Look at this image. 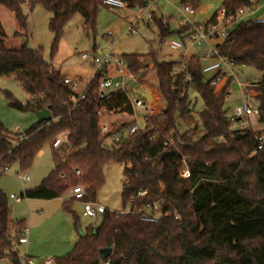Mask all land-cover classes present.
Listing matches in <instances>:
<instances>
[{
	"label": "trees",
	"instance_id": "trees-1",
	"mask_svg": "<svg viewBox=\"0 0 264 264\" xmlns=\"http://www.w3.org/2000/svg\"><path fill=\"white\" fill-rule=\"evenodd\" d=\"M103 1L0 0V5L15 14L26 36L28 10L41 6L50 12L56 52L67 24L76 15L84 18L87 29L96 28L101 7H107ZM122 1L128 8L145 9L150 0ZM190 4L197 10L195 0ZM247 5L246 0H225L222 8L236 15ZM216 15L208 22L215 21ZM158 25L162 41L184 31H172L170 24ZM16 36L24 37L20 32ZM6 37L0 20V78L15 77L29 96L24 106L8 93L11 105L35 114L49 110L53 118L36 123L23 133L27 139L18 143L0 121V176L14 165L29 171L43 149L65 134L59 148L51 147L55 165L50 175L40 186L26 190L24 199L51 201L82 185L84 200L96 201L105 181V166L117 163L126 166L124 206L144 190L148 195L137 198L136 206L164 199L180 215L177 220L172 212L158 223H146L138 214L119 216L107 211L101 225L88 228L71 253L55 260L57 264H264V150L256 145V137L264 133V23L241 22L218 45L222 57L260 75L257 103L262 130H231L226 105L233 80L216 91L211 85L214 77L207 78L198 56L184 62H161L155 52L132 54L122 58L133 71L144 69L149 61L155 65L166 108L151 118L149 127L117 145H109L100 135L97 110L131 115L127 95L112 91L101 98L99 74L91 80L85 98L74 103L65 77L45 60L41 50L26 43L20 49L9 48ZM181 63L184 70L173 75ZM192 90L204 103L199 113L193 107ZM181 123L184 132L179 129ZM171 137L174 145L167 148L164 143ZM184 161L190 171L188 179L181 178ZM70 204L66 202L65 209L78 224ZM25 228L23 222L13 221L8 199L0 192V261L22 264L15 247ZM108 247L114 248L113 255L103 260L100 251Z\"/></svg>",
	"mask_w": 264,
	"mask_h": 264
},
{
	"label": "rangeland",
	"instance_id": "rangeland-1",
	"mask_svg": "<svg viewBox=\"0 0 264 264\" xmlns=\"http://www.w3.org/2000/svg\"><path fill=\"white\" fill-rule=\"evenodd\" d=\"M192 1L157 0L156 3L151 4L150 11H147L146 8L114 10L103 6L99 11L95 29H87L84 18L78 14L67 24L56 52L53 51L54 35L49 27L52 14L41 6L30 11L28 10L29 6L26 5L29 15L27 36L25 31L21 30L15 14L2 5H0V20L7 34L6 45L9 48L20 49L26 43L33 50H41L45 60L53 64L55 69L65 78L90 81L93 77V70L90 67L92 59H82V55L86 52L95 51L102 55L105 51L112 50L114 54L120 57L132 54L146 56L155 52L158 61H180L185 49L183 48V51L173 50L162 41L158 19L165 17L169 20L170 28L178 31L181 27V21L184 19L195 24L208 22L222 9L225 2V0H195L198 5L195 14L186 16L180 9ZM258 7L263 9L261 13L264 14V0H258ZM151 12L155 13L157 23L149 24ZM137 14H143V18L139 20V32L132 34L129 30ZM17 32L22 33L24 37L16 36ZM169 40L181 41L178 36L169 38ZM217 43V41L203 42L201 48L188 46L185 60L197 55L203 66L214 63L216 59H208L206 54L210 47ZM149 64H153V62L149 61ZM153 67L155 68V65ZM234 74L237 80L231 84L232 94L226 105L230 117L234 115L235 109L243 101L238 81L259 75L252 68L241 67H235ZM213 77V73L207 74V78ZM142 83L145 85L132 84L134 92L147 94L148 91L153 96L151 102L155 110L163 111L166 108V102L163 100L159 88L152 86V84L158 85L157 71H150ZM113 90L109 89L107 93ZM8 93L20 103L29 100L28 94L15 77H1L0 121L10 134L17 133V129L20 133H26L37 123V116L31 111L14 108L7 97ZM190 97L195 111L201 112L204 109L203 100L193 90ZM248 100L253 106L258 105L256 100ZM139 116L142 117L143 113H139ZM102 121L113 123L117 127H122L124 124L127 127L132 123L129 115L122 117L112 115L109 118L104 117ZM140 124L141 127H145L142 118ZM179 129L184 132L185 125L181 123ZM254 129L260 131L263 126L258 123L254 125ZM53 144L51 145L52 148L54 147ZM51 147L47 146L43 149L29 171L22 172L18 165H14L6 174L0 176V192L5 194L8 199L13 221L15 223L23 222L28 228L29 243L26 245L17 243L15 250L19 252L21 260L29 257L34 264H46L50 259L56 260L68 255L74 250L80 238L86 234L88 228H98L103 218V214L96 217L84 216V204L72 199L71 189L62 198L51 201L28 200L22 197L26 190L40 186L53 170L55 160ZM125 170L126 166L122 164L111 163L105 166V181L98 192L96 201L93 202L103 205L110 212L128 211L129 206H124L123 198ZM21 176H29L30 180L23 181ZM12 196H16L19 200L12 199ZM66 202H71V210L79 218L78 224H76L73 215L65 209ZM0 264H10V262L2 261ZM23 264L28 263L24 260Z\"/></svg>",
	"mask_w": 264,
	"mask_h": 264
},
{
	"label": "built area",
	"instance_id": "built-area-1",
	"mask_svg": "<svg viewBox=\"0 0 264 264\" xmlns=\"http://www.w3.org/2000/svg\"><path fill=\"white\" fill-rule=\"evenodd\" d=\"M157 0H150L149 6L146 8L150 11L151 4L156 3ZM248 2L247 6H244L236 12V15H229L226 8H222L217 12L215 21L206 22L203 24L191 23L188 19L181 21V29H183V39L181 41L165 39L163 42L168 45L173 50L183 51L184 54L180 61H185L187 57L188 46H197L201 48L203 42L209 43L210 41H217L218 43L210 47L209 52L206 54L208 59H216L214 63L203 67V72L205 74H214V78L211 81V85L215 87L216 91L220 92L226 86L229 79L233 82L237 80L234 74L235 64L220 55V49L218 45L222 44L231 34L232 30L241 22L253 21L256 24L264 23V18L255 17L256 6L258 5V0H246ZM103 4L108 8L114 10L126 9L128 4L122 0H104ZM180 11L184 15H194L196 9L189 3H186ZM155 13H150L149 24L157 23ZM142 19L141 14H137L130 27L129 32L132 34H137L140 30L138 27L139 20ZM160 23L168 25L169 20L165 17L158 19ZM222 40L221 42H219ZM184 48V49H183ZM186 52V53H185ZM91 58L93 77H97L102 74V80L100 82V89L102 91L101 98L106 97L107 90L114 89L113 91H120L121 93L128 96L130 104L133 109V113L129 115L132 119V123L125 128H120L113 123H104L102 119L104 117H110L113 114L109 113L106 108H100L97 110V114L100 118L99 130L100 135L105 139L106 143L109 145H117L125 137L135 134L139 131L145 130L150 126L151 118L158 114L153 106L152 102H148L143 98L138 96V93L134 92L132 84H139L144 86L142 83L143 79L148 77L150 71L155 70L154 64H148L144 69L139 71H133L130 66L125 62V60L114 54L112 50L105 51L102 55L94 52H86L82 55L83 60ZM144 62V58L141 59ZM184 70V63L175 66L173 70V75H178ZM91 79V80H92ZM190 79V78H189ZM90 81L75 80L72 78H65V84L72 90V101L74 103H79L85 98V93ZM238 85L242 91V104L235 109V113L230 117L231 130H254V125L258 124V118L260 116L259 106H253L248 99L257 98L260 95L258 88L262 86L260 81V75H253L249 78L238 81ZM153 86V84H152ZM158 85L154 86L157 87ZM231 88L228 89V100L231 98ZM24 106H28V101L22 103ZM139 113H143L140 117ZM126 116V115H124ZM145 123V127H141L140 119ZM27 139V136L19 132L15 133L16 142H23ZM66 139V135H61L53 144L54 148H59ZM164 145L167 148H171L174 145V138L171 137L165 141ZM256 145L258 150H264V133L256 137ZM190 177L189 168L184 161V169L181 173V178L188 179ZM23 181H29V176H21ZM71 194L74 201L82 202L84 204V216L96 217L98 215L104 214L109 211L103 205L93 202L86 201L84 197L86 195V188L82 185L73 187L71 189ZM148 195V191H140L137 197L131 198L128 202L129 210L122 212H115L119 216H126L128 214H138L141 220L146 223H158L170 215L172 212L175 219H180V215L177 210H172L169 205L166 204L164 199H157L152 201H147L141 206H136L137 198H144ZM12 199H17L16 196H12ZM28 228L26 227L23 231L22 237L19 239L18 243L21 245H26L29 243ZM28 264H34L33 260L29 257L22 259ZM46 264H57L55 260L50 259Z\"/></svg>",
	"mask_w": 264,
	"mask_h": 264
},
{
	"label": "water",
	"instance_id": "water-1",
	"mask_svg": "<svg viewBox=\"0 0 264 264\" xmlns=\"http://www.w3.org/2000/svg\"><path fill=\"white\" fill-rule=\"evenodd\" d=\"M138 96L143 98L144 100H146L148 102H151L153 99L152 94L138 93ZM36 116H37V124H39V125L44 123V122H49L53 118L52 113L49 110L39 111L36 113ZM113 251H114L113 247H108V248L102 249L100 251L101 259L109 260L113 255Z\"/></svg>",
	"mask_w": 264,
	"mask_h": 264
},
{
	"label": "crops",
	"instance_id": "crops-1",
	"mask_svg": "<svg viewBox=\"0 0 264 264\" xmlns=\"http://www.w3.org/2000/svg\"><path fill=\"white\" fill-rule=\"evenodd\" d=\"M126 9H128V8H126ZM120 10H124V9H120ZM262 10L263 9H261L260 7H258V5L256 6V11H255V17H258V18H264V14H262L261 12H262ZM142 15V18H143V14H141ZM136 18V16L134 17V19ZM212 18V17H211ZM210 18V19H211ZM134 21V20H133ZM133 21H132V23H133ZM209 21V20H208ZM182 29L180 28L178 31H175V32H179V31H181ZM172 31H174V30H172ZM175 36H178L181 40L183 39V32L181 33V34H176ZM175 36H172V37H175ZM171 37V38H172ZM193 56H197V55H193ZM199 57V56H198ZM201 60V59H200ZM90 67L92 68V64H91V62H90ZM204 67V66H203ZM153 86H156L155 84H153ZM146 87V86H145ZM158 87V86H157ZM147 94H149V92L147 91ZM161 102V101H160ZM159 104V103H158ZM160 111H158V113H159ZM113 115H117L118 117H122V116H124V115H122V114H113ZM0 262H2V261H0Z\"/></svg>",
	"mask_w": 264,
	"mask_h": 264
}]
</instances>
